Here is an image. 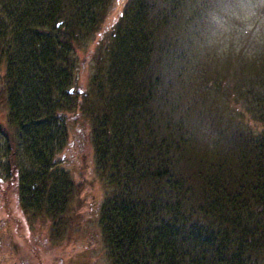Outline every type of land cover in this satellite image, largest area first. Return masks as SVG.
I'll use <instances>...</instances> for the list:
<instances>
[{
  "label": "trees",
  "instance_id": "trees-1",
  "mask_svg": "<svg viewBox=\"0 0 264 264\" xmlns=\"http://www.w3.org/2000/svg\"><path fill=\"white\" fill-rule=\"evenodd\" d=\"M111 2L0 0V135L21 209L63 222L78 184L54 151L73 115L107 187L111 264H264V38L235 66L204 36L213 0H124L102 35Z\"/></svg>",
  "mask_w": 264,
  "mask_h": 264
},
{
  "label": "rangeland",
  "instance_id": "rangeland-1",
  "mask_svg": "<svg viewBox=\"0 0 264 264\" xmlns=\"http://www.w3.org/2000/svg\"><path fill=\"white\" fill-rule=\"evenodd\" d=\"M123 1L112 0L100 29L102 35L115 20ZM96 40L97 37L88 40L87 48L94 47ZM262 40L242 37L218 45L235 52L232 61L237 66L236 52L243 49L248 57ZM86 46L77 49V85L85 82L90 69ZM72 117L67 134L61 133L56 142L54 155L57 163L69 168L78 186L70 199L71 207L58 226L49 217L21 209L16 179L9 180L7 148L0 135V264H111L97 218L107 187L98 174L85 130ZM0 121L6 122L2 106Z\"/></svg>",
  "mask_w": 264,
  "mask_h": 264
},
{
  "label": "clouds",
  "instance_id": "clouds-1",
  "mask_svg": "<svg viewBox=\"0 0 264 264\" xmlns=\"http://www.w3.org/2000/svg\"><path fill=\"white\" fill-rule=\"evenodd\" d=\"M205 25L204 36L214 44L264 38V0H213Z\"/></svg>",
  "mask_w": 264,
  "mask_h": 264
}]
</instances>
